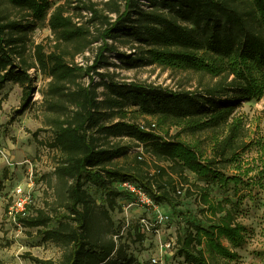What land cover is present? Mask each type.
<instances>
[{"label":"trees","instance_id":"obj_1","mask_svg":"<svg viewBox=\"0 0 264 264\" xmlns=\"http://www.w3.org/2000/svg\"><path fill=\"white\" fill-rule=\"evenodd\" d=\"M8 1L18 13L0 12V90L8 82L21 87L17 115L41 93L56 152L43 204L16 218L61 253L56 260L30 251L22 257L36 264H158L128 254L112 216L122 210L118 198H129L117 183L130 179L186 219L176 257L186 264L239 260L251 232L242 205L264 190V136L254 139L237 112L242 101L264 99V0ZM44 27L52 36L35 41ZM94 44L91 63L78 62ZM113 52L123 54L127 69L169 72L175 85L118 79L109 69L117 66L108 61ZM254 146L257 156H246ZM213 187L235 200L213 198ZM193 196L200 217L178 209L182 197Z\"/></svg>","mask_w":264,"mask_h":264},{"label":"rangeland","instance_id":"obj_2","mask_svg":"<svg viewBox=\"0 0 264 264\" xmlns=\"http://www.w3.org/2000/svg\"><path fill=\"white\" fill-rule=\"evenodd\" d=\"M0 12L13 17L18 13V9L8 0H0ZM51 36L50 29L44 27L36 29L32 37L35 41L41 42L47 41ZM96 45L94 44L84 57L79 56L77 61L90 64L95 55ZM123 58L122 53L108 54V61L117 65L111 64L109 69L118 74V79L147 80L175 85L176 79H172L169 72L151 67L127 69L123 66ZM107 68L103 66L99 71H105ZM86 80L88 81V78ZM98 80L99 76L95 75L94 81ZM45 83V80L40 78L36 87L42 88ZM21 98L22 89L18 84L8 82L0 90V264H36L22 257L26 251L41 258L54 260L58 259L61 253L54 243L42 242L41 237L35 235L36 229L27 230L17 223L16 217L22 211L28 214L31 205H42L45 192H50L44 175L53 171V155L56 153L50 147L53 136L46 122V113L40 105L41 93L36 91L32 94L29 109L17 115L16 110L20 106ZM263 109L264 99L242 101L237 109L239 114L248 119L254 139L264 136ZM176 130L177 128L173 127L172 131ZM256 154L257 147L254 146L246 156H257ZM31 168L34 171L33 177L29 176ZM188 173L192 180H196L193 173ZM18 187L22 189L20 196L16 192ZM89 191L99 204H103L104 197L100 191L92 188ZM211 196L222 199L226 196L232 197V194L223 193L218 187H213ZM19 198L24 201V210L17 209L16 206L10 214L9 207ZM232 199L235 200L234 197ZM118 201L122 205V210H115L112 216L119 233H122L121 240L127 245L129 255H133L141 262H152L153 258H157L165 264H186L183 258L175 256L177 234L183 231L186 219L176 216L173 209L165 203L159 204V211H156L155 207H144L135 203L131 197L127 199L121 197ZM201 207L199 200L193 196L182 197L178 209L190 211L195 217H200ZM242 209L243 221L251 228V232L248 243L238 250L241 258L231 264H264V190L254 201L246 198ZM160 213L163 214L162 218ZM141 216L148 217L158 232L152 230L149 233H141L137 227V221ZM126 221L129 224H126ZM27 231H31L32 234L28 235Z\"/></svg>","mask_w":264,"mask_h":264},{"label":"built area","instance_id":"obj_3","mask_svg":"<svg viewBox=\"0 0 264 264\" xmlns=\"http://www.w3.org/2000/svg\"><path fill=\"white\" fill-rule=\"evenodd\" d=\"M138 151L142 152L143 148L142 146L137 148ZM29 176L33 177L34 175V171L31 168L29 171ZM31 184V182H30ZM119 189L126 191V193L129 195V197L133 198V200L135 201V203L139 204V205H143L144 207H155L156 211H159L158 207L159 204H157L154 199L152 198V196L148 193V191L139 183L132 181L130 179L127 180H123L117 183ZM16 192L19 194V196L22 194V189L20 187H18L16 189ZM24 201L21 200V198H19L16 202H14L12 204V206L9 207V213L12 214L14 208L17 206V209L20 210H24ZM21 214H26V211H22ZM160 217L162 218L163 214L160 213L159 214ZM138 226H139V230L143 233H149L152 230H155L156 232H158V229H154L155 224L148 218L145 216H141L138 221ZM126 224H129L128 221H126ZM174 244V242H172ZM153 263H158V264H165L163 261H159V259L157 258H153L152 259Z\"/></svg>","mask_w":264,"mask_h":264}]
</instances>
